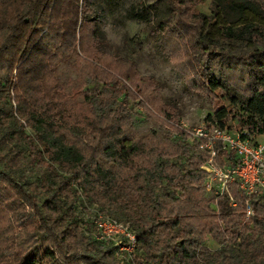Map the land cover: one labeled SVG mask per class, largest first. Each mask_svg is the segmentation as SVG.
Here are the masks:
<instances>
[{"label":"trees","instance_id":"obj_1","mask_svg":"<svg viewBox=\"0 0 264 264\" xmlns=\"http://www.w3.org/2000/svg\"><path fill=\"white\" fill-rule=\"evenodd\" d=\"M205 1L168 0V15L153 22L163 32L162 47L182 52V64L199 79L194 89L236 95V113L216 106L207 122L232 117L252 138L264 136V0H213L211 14L193 12ZM83 6L85 0H0V264H86L90 253L99 264H119V247L105 248L103 241L96 247L77 225L65 224L64 210L80 192L129 225L135 236L133 251L125 253L130 264H264V195L247 196L234 182L235 205H214L204 197L201 166L209 156L199 144H186L182 133L176 141L162 132L136 135L131 93L114 75L132 83V68L126 59L99 55L95 27L87 35L90 49L85 46L76 28ZM224 38L255 47L222 63L239 74L240 86L211 73L209 55L221 50ZM63 61L77 80L57 82ZM143 81L148 89L155 85ZM21 142L27 158L14 148ZM215 153L222 164L226 155L218 145ZM23 160L40 172L35 186L20 172ZM208 238L217 249L210 250Z\"/></svg>","mask_w":264,"mask_h":264},{"label":"rangeland","instance_id":"obj_2","mask_svg":"<svg viewBox=\"0 0 264 264\" xmlns=\"http://www.w3.org/2000/svg\"><path fill=\"white\" fill-rule=\"evenodd\" d=\"M85 6L87 9L83 6L85 10H79V22L76 27L77 31H79L80 26L79 34L85 46L90 49L91 42L87 35H90L91 27L97 28L99 42H96V50L99 55L103 54L106 57L110 56L121 61L126 59L129 63V68H132L130 75L135 76L132 83L141 79L140 82H137L138 87H134V84L129 80L114 74L120 84L125 85L131 93L133 102L130 104V122L138 137H145L154 132H162L164 137L176 141L179 140L182 133L184 137L182 141L192 145L186 136V130L188 129L212 123L230 130L240 128L237 120L232 117L227 119V121H222L221 119H213L212 122L206 121L208 116H212L216 106L221 105L226 110L235 113L238 111L232 106V97L236 96L234 92L232 90H222L207 96V94L198 89H194L193 83H196L199 79L191 74L186 64H182L181 61H185L183 54H181L182 52L174 50V52H171L170 44L168 45L169 47L167 46V52L171 54L169 55L165 48L162 47V42L159 38L163 37V32L161 28H154L153 22L168 15V0H85ZM214 9L213 0H206L205 3H197L193 8V12H202L209 15ZM131 11L134 13L146 12V21L129 18ZM84 20H88V22L83 26ZM220 44L221 50L209 55L211 73L219 80L228 79L231 84L240 86L239 74L225 71L222 63L227 55L237 57L252 52L255 47H251L241 41L225 38L220 40ZM76 55L77 57L85 58L78 44ZM68 60L72 64L75 62L73 57L68 58ZM95 64L98 63L95 62ZM125 65L118 64L117 67L122 70L126 67ZM99 66L101 65L99 64ZM75 68L77 69V65ZM57 70L60 72L56 76L58 83L64 82L67 77L71 80H77L76 72L72 69L69 70L65 61L57 65ZM143 79L151 80L155 85L148 89ZM66 88L69 91L70 88ZM56 93L61 95L60 91H56ZM163 109L166 110L165 113H163ZM11 127L17 131L14 122L11 123ZM25 132L31 133L29 129H25ZM254 140L263 143L264 136H257ZM14 148L20 152L21 157H28V149L22 142L18 143ZM223 160H226V158L223 157ZM20 172L29 179L33 186L36 185L40 172L27 160L22 161ZM218 192L219 187L215 184L211 192L204 191V197L212 199L214 205L221 200L228 207L232 206L230 205V200L225 199L224 196L217 195ZM80 196L81 192L74 196L70 211L64 210L65 224L73 223L77 225L83 236L88 238L94 246L98 247L94 225L98 215L118 221L119 219L103 212L96 204L87 203L85 198ZM227 197L229 199L231 197L236 203L235 198L230 193V186ZM13 234L18 237L16 229H13ZM18 242L19 240H16V243ZM205 243L210 250H215L218 247V244L214 243L211 238H208ZM110 245L112 243L104 242L103 247L111 248ZM114 252V257L119 264H130L125 251L119 249L114 250ZM9 253L6 252V254ZM91 256L90 253L86 264H99L94 262Z\"/></svg>","mask_w":264,"mask_h":264},{"label":"built area","instance_id":"obj_3","mask_svg":"<svg viewBox=\"0 0 264 264\" xmlns=\"http://www.w3.org/2000/svg\"><path fill=\"white\" fill-rule=\"evenodd\" d=\"M186 136L190 144H199V149L209 156L201 166L207 174L204 181L207 192H211L212 187L217 184V195L230 200L232 206L235 202L227 194L229 186L234 182L247 196L264 195V142H256L245 129L230 130L215 123L188 129ZM216 145L226 155L222 164L215 160ZM245 213L247 218L253 214L248 204ZM94 225L96 241L112 243L127 253L133 251L135 236L129 225L100 215Z\"/></svg>","mask_w":264,"mask_h":264},{"label":"crops","instance_id":"obj_4","mask_svg":"<svg viewBox=\"0 0 264 264\" xmlns=\"http://www.w3.org/2000/svg\"><path fill=\"white\" fill-rule=\"evenodd\" d=\"M257 136H263V135H257Z\"/></svg>","mask_w":264,"mask_h":264}]
</instances>
